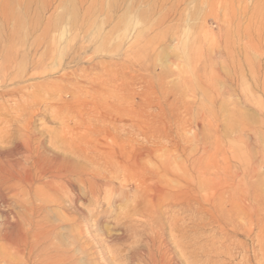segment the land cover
Wrapping results in <instances>:
<instances>
[{
  "label": "rangeland",
  "instance_id": "1",
  "mask_svg": "<svg viewBox=\"0 0 264 264\" xmlns=\"http://www.w3.org/2000/svg\"><path fill=\"white\" fill-rule=\"evenodd\" d=\"M5 2L0 135L29 124L49 148L73 129L79 163L120 169L108 200L77 186V226L70 194L46 209L65 264H128L135 249L181 264L184 251L191 264H264V40L224 42L232 31L198 2L170 16L156 0Z\"/></svg>",
  "mask_w": 264,
  "mask_h": 264
},
{
  "label": "bare ground",
  "instance_id": "2",
  "mask_svg": "<svg viewBox=\"0 0 264 264\" xmlns=\"http://www.w3.org/2000/svg\"><path fill=\"white\" fill-rule=\"evenodd\" d=\"M80 1L83 2L84 0ZM145 1L148 0H140V3H144ZM194 2H198V4L207 8L208 15L215 17L213 21H215L214 23L222 32L223 30L236 31L237 35L232 32L234 36H231V33L226 35L225 39L223 38L224 42L232 43L236 40L237 43L238 40H241L251 43L264 40L261 34L264 30V0H156L155 3L160 10H166L169 15L171 13H176L181 7H185L186 4L190 5ZM10 9L11 8H9L6 2L1 4L0 0V15L9 16ZM10 30L12 31L13 29L11 28ZM201 32H203V30H201ZM209 41L214 42L215 40L210 39ZM193 42L195 41L193 40ZM26 108L27 107H25L22 112H28ZM19 110L21 111V109ZM82 124L83 123H79L77 127H81ZM69 130L72 131V133L69 134L68 138L65 137L58 141L53 140L49 142V148L45 146V139L40 137L41 135L37 136L31 132L29 124L23 126L22 129L16 130L15 128L14 131L11 129L8 134L6 132V134L4 133L8 135L6 137L8 138V142L11 143V146L7 144L10 148H0V207L3 208V211L0 212V248L2 247L6 251V257L4 258L8 260L9 264H33L34 262L38 264H65L69 257L66 256L56 244L51 242L53 240H51V238L55 234L54 232L57 227L48 223L45 218L46 209L50 206L59 209L65 208L66 202H64V199L70 194L71 198L69 204L72 210L71 221L77 226L78 222H80L79 210L76 205L78 198L76 192L77 186H83L94 203H98L102 198L105 199L104 197L106 196L103 195V191L108 187H113L111 186L113 184L112 181L116 179L117 170L120 169H117V166H113L108 160H105L106 162L103 166L101 165V168L98 167V165L100 166L98 162H93V159L88 160L87 163H79L80 160L84 159V156L79 154L78 146L75 147V143L77 142L73 129ZM21 131H23L24 134ZM20 132L23 135H20ZM97 133L98 131L95 130L90 134L93 135ZM2 139H4V137ZM50 148H52V150L54 149V151H50ZM63 151H66L70 156H64L62 154ZM93 166H96V173L92 169ZM100 170H102V172L105 171L107 175H101L96 178ZM82 176L87 177L84 182H82ZM109 198V196L106 197L107 200ZM150 222L148 224H150ZM136 229L138 228L136 227ZM125 235L127 236L126 232L124 237ZM128 236H130V234ZM133 238L134 235L131 238H123L125 240L124 245L129 247V245L134 244L133 242H136V239L134 240ZM143 241L144 240H142V242ZM180 244L178 242L176 245L181 251H184L185 249H182V244ZM158 245L159 244H157V246ZM201 249H203V247ZM50 250L53 251L51 255L47 253V251ZM149 250L146 254L147 258H145L142 254V250V252H140V249H135L129 253L125 261H127L128 264H181L180 259L178 260V258H175L173 253L172 255L174 257L171 259H169L171 256H169L168 259L165 258L168 255L157 259L154 254L157 249L153 253ZM118 251L119 248L117 246L109 251V254L112 255L114 260L117 259V255L121 257V254H117L119 253ZM162 251H164L163 248ZM168 253L169 252H167V254ZM182 253H184L182 257L185 259L183 262H186L185 264H191V261H189L190 258H184L187 256L185 255V251ZM33 254L34 257L31 261V256ZM101 254L100 252L99 255L103 258L104 255ZM188 254L190 253L188 252ZM192 257L194 258V256ZM103 262L104 264H109L106 260L104 261V258ZM183 262L182 264H184ZM195 262L197 263V261ZM198 262L205 264V260H198Z\"/></svg>",
  "mask_w": 264,
  "mask_h": 264
}]
</instances>
